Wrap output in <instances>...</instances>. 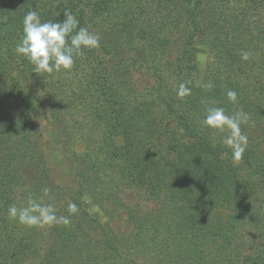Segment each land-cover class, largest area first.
Instances as JSON below:
<instances>
[{
  "label": "trees",
  "instance_id": "16d2710c",
  "mask_svg": "<svg viewBox=\"0 0 264 264\" xmlns=\"http://www.w3.org/2000/svg\"><path fill=\"white\" fill-rule=\"evenodd\" d=\"M1 1L0 264H264V0ZM32 9L53 22L69 10L100 47L69 71L35 73L15 52ZM137 71L153 82L146 95L130 83ZM209 106L247 114L240 161L223 158L220 135L204 127ZM39 116L72 188L59 182ZM134 193L152 205L129 202ZM30 195L71 225L10 220L8 207Z\"/></svg>",
  "mask_w": 264,
  "mask_h": 264
},
{
  "label": "clouds",
  "instance_id": "9594fccd",
  "mask_svg": "<svg viewBox=\"0 0 264 264\" xmlns=\"http://www.w3.org/2000/svg\"><path fill=\"white\" fill-rule=\"evenodd\" d=\"M62 21H42L37 10H29L23 18V35L15 47L17 55L27 59L33 66L35 73L52 75L72 69L75 57L84 55L86 50L100 47L101 37L98 33L89 31L88 27H81L77 17L69 10L63 13ZM251 52L245 51L241 58L249 60ZM204 87L211 89V84ZM191 95V89L181 83L177 89V96L181 99ZM229 102L236 103L238 93L228 90ZM248 122L247 114L237 111L228 115L223 107L209 106L205 109L203 125L207 129L218 133L221 143L230 151L222 153L223 158L240 161L248 147V137L242 133L241 125ZM48 190L46 189L45 192ZM68 212L74 215L78 212L75 203L68 204ZM8 216L25 227H52L54 225L70 226L69 216L57 215L52 203L44 204L30 195L26 206L18 207L12 204L8 207Z\"/></svg>",
  "mask_w": 264,
  "mask_h": 264
},
{
  "label": "rangeland",
  "instance_id": "374dc122",
  "mask_svg": "<svg viewBox=\"0 0 264 264\" xmlns=\"http://www.w3.org/2000/svg\"><path fill=\"white\" fill-rule=\"evenodd\" d=\"M1 3H3V0L1 1ZM196 60L199 74L198 77H200L205 63L208 60V55L205 48H203L201 52L198 53ZM130 83L133 85V87L136 88L139 93L145 95L153 85L152 80L147 75L141 74L139 71L131 74ZM37 121L42 134V139L43 141H45L47 149L52 152V154L50 155L52 157V165L54 167L55 173L57 174V177L59 178V182L62 183L66 188H72L74 186V183L72 181V171L70 170L68 164L65 162V159L57 154L58 148L55 145L56 138L53 128L50 127L47 121H45L41 116L38 117ZM134 195L135 196L129 199V202H138L142 209H147L152 205V203L145 200L144 197L143 199H141L138 197V195H136V193H134ZM86 201L89 204L90 212L99 220V222L105 223L106 218L103 215V211H101L99 207H97V205H95L91 200L86 199ZM112 225L113 227H116L115 224ZM136 255H138L140 263L141 261L146 262L145 259H142L144 257L142 254L137 253Z\"/></svg>",
  "mask_w": 264,
  "mask_h": 264
}]
</instances>
